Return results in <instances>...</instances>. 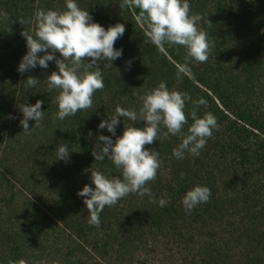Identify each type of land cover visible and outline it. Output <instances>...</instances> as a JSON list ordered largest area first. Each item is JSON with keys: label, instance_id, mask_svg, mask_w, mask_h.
<instances>
[{"label": "rangeland", "instance_id": "obj_1", "mask_svg": "<svg viewBox=\"0 0 264 264\" xmlns=\"http://www.w3.org/2000/svg\"><path fill=\"white\" fill-rule=\"evenodd\" d=\"M237 1L235 0V4ZM46 2L48 7L40 10L64 9V0ZM37 3L40 2L36 0L29 3L28 7ZM2 8L4 10L0 9V13L6 14L7 19L0 18V38L7 41L8 45L4 52L0 49V261L10 258L16 247L24 256L21 264H192V261L200 258H209V264H213L212 256H223L228 243H238L235 250L225 251L227 255L233 254L228 257L225 254L224 259H219L220 264H234L233 260L239 259L247 252L246 247H250L251 251H260V244L256 243L259 237L237 239L239 232H233L228 226V220L231 219L228 213L226 218L217 213L216 220L204 215L201 219L204 223L195 226L193 230L173 231L163 223L167 229L163 233H152L155 231L145 228L143 232L138 229V234L136 225L140 222L137 217L151 211L150 201L154 200L158 178L146 185L151 190V197L129 194L116 205L103 209L100 213L99 228L90 226L87 221V209L83 204L85 198L79 197L77 193L85 185L94 187L89 182L93 170L101 171L109 177H119L120 173L107 159L102 162L94 161L91 171L84 166L80 167L78 161L72 158V152H69L66 161L56 160L55 149L61 142L54 130L62 126L61 122L65 119H55V97L58 92L49 90L45 81L52 72L57 71L55 61L48 62L46 69L37 66L23 74L15 73L27 49L26 42L20 47L22 41L13 42L12 39L21 27L24 31L27 27L24 28L22 22L13 19L9 10ZM120 15L113 19L114 25L121 23L119 21L123 19V15ZM90 16L93 22L103 26L105 30L110 26L111 21L109 25H103V22L109 20L107 16L105 19L104 16ZM108 16L111 19L110 14ZM30 25L29 30H34V23ZM243 34L249 33L245 29L242 35L236 32L231 38L232 42L230 37H227L222 49L225 58H228L222 66V72L226 74L224 77L231 75L237 82L244 81L248 75L245 73L247 68L243 69V64L238 62L237 56L243 57V62L251 63L248 60L251 45H246ZM122 40L119 38L115 41L114 49H122L126 61L131 62L134 59V67H124L122 60L112 62L110 68L104 67L103 62H98L103 72L104 87L93 95L98 96L96 93L101 92L99 96L107 103L120 97L123 106H120V103L118 106L138 110L140 98L146 92L145 85L133 87L140 83L133 77L137 71V57L133 53L135 51L129 48V44L126 43L127 47H122ZM0 44L4 45L2 42ZM212 45L209 43L210 50ZM52 54L57 59H63L58 52ZM37 55L42 56L44 53ZM90 59L82 58L85 63ZM261 75L256 74L254 78L252 89L255 95L251 91L248 102L258 107L259 111H264V77H260ZM257 76L259 77L256 78ZM29 77L36 78L40 83L35 88H26L24 81ZM105 79L110 80L107 86ZM130 95L136 97L130 100ZM36 96L42 99L40 110L45 111L44 118L39 122V126H36L34 121H29L30 131L24 133L19 125L22 114L18 105H33L32 99ZM113 107L111 104L110 108L115 109ZM92 108L97 110L96 114L92 115L90 108L78 111L76 116L72 117L71 125L75 128L88 127L92 119L100 117L101 108ZM43 215L47 216V219L41 224L38 217ZM239 218L236 216V221ZM223 219L224 222L221 221ZM35 221L40 225L38 231L31 227ZM178 224L176 222L174 225L179 228L181 225L178 227ZM262 238L264 241V237H260Z\"/></svg>", "mask_w": 264, "mask_h": 264}, {"label": "trees", "instance_id": "obj_2", "mask_svg": "<svg viewBox=\"0 0 264 264\" xmlns=\"http://www.w3.org/2000/svg\"><path fill=\"white\" fill-rule=\"evenodd\" d=\"M34 1L36 0H4L3 3L0 1V9L3 11L2 7H4L5 11L9 10L14 17L12 18L22 22L21 25L24 28L27 27L26 31H28L30 24L34 23L35 13L40 8L48 7L45 4L49 0H38L40 3L28 7L29 3ZM77 3L92 16H104V19L107 16L109 20L103 22V25H109L111 21L110 26H114L113 19L120 17V14L123 15V19L119 21L125 27L124 34L120 37L123 39L121 44H124L122 47L126 43L129 44V48L135 51L133 53L137 57L135 67L137 71L133 77L140 83L133 87L143 84L147 91L164 81L170 89L175 88L186 92L193 100L203 97L207 101V107L202 106L198 116H202L207 111L217 118L218 128L213 131L198 157L186 154L183 160H177L172 156V150L181 142L178 136L154 140L151 145L144 146L146 149L159 153L160 168L156 175L158 180L153 199L158 201L163 198L168 203L164 207L151 203L149 207L151 211L137 217L140 222L136 225L137 233L138 229L143 232L145 228L155 231L152 233H163L167 230L163 223L173 231L193 230L195 226L204 223L201 221L204 215L216 220L217 213L224 218L228 213L231 217L228 220V226L233 232H239L238 240H242L243 237L257 236L256 238H259L256 243L260 244L258 252L246 247L247 252L239 259L233 260L234 264H264V241L263 238L260 239L264 237V111H259L258 107L248 102L250 92L254 94L252 87L256 74H262L260 77H264V0H238L237 4L235 0H230L229 4L228 0H189L190 13L199 14L202 17L198 27L207 33L208 42L213 44L208 59L204 63L186 58V50L182 46L165 44L164 50L161 51L147 42L144 29L136 20L139 9L131 6L122 7L124 0H77ZM95 11H97L96 14ZM21 29L12 39L13 42L21 40L20 47L25 44V40L20 35L24 29L22 27ZM244 29L249 33L243 36L246 45H251V55L248 58L251 63L243 62L244 58L237 56L238 62L243 64V69L247 68L245 73L248 74L244 81L237 82V79L231 75L224 77L226 74L222 72V66L228 58H225L222 49L227 37H230L232 42L231 38L234 34L238 32L242 35ZM0 42L4 43L3 46L0 44L1 51L6 50L8 42L3 38H0ZM125 58L126 56L122 53L121 57L113 62L122 60L124 67H134V59L130 62ZM186 60L191 69V76H185L177 81V64H183ZM14 72L18 73L17 69ZM16 78H18L17 75ZM125 79L128 78L125 77ZM105 81L106 86L109 85L110 80L105 79ZM100 93L98 91L96 93L98 96L93 95L91 106V108H101L100 117L95 119L92 116L94 119L88 127L75 128L73 124L71 125L72 117H68L61 122L62 126L54 130L60 142L66 144L68 150L72 152V158L78 161L80 167L84 166L89 171L94 166L95 159L92 152L96 150V145L100 142L98 136H110L114 142L128 123L122 118L116 126L115 136L97 128L102 120L114 114L115 109L110 108L111 104L115 108L118 103L123 106L120 97L107 103L99 96ZM129 97L128 99L131 100L136 96ZM37 100L42 99L33 97V104ZM261 101L258 103L260 104ZM91 108L92 115L96 114L97 110ZM191 109L192 104L189 102L185 106V115L188 120L184 126L185 132L192 123L189 115ZM45 116H47L46 113ZM135 123V127H143L142 121L138 120ZM161 131L165 129L162 128ZM84 168L83 171H85ZM89 182L91 183V179ZM194 185L207 186L211 196L207 203L198 205L189 213L183 209L181 198ZM236 216L240 217L238 221ZM46 219L45 215L38 217L41 224H44ZM221 221L224 222L225 219ZM176 222L179 223L178 227L181 225L179 228L174 225ZM31 227L38 231L40 225L35 221ZM225 247L227 248L225 251L229 252L231 249L235 250L238 243L232 245L228 243ZM14 250L12 256L0 261V264H21L24 256L21 252L19 253L17 247ZM225 251L223 256L213 258L210 255L213 264H220L219 259H224L225 254L226 257L233 254L227 255ZM209 262V258H200L192 261V264H209Z\"/></svg>", "mask_w": 264, "mask_h": 264}, {"label": "clouds", "instance_id": "obj_3", "mask_svg": "<svg viewBox=\"0 0 264 264\" xmlns=\"http://www.w3.org/2000/svg\"><path fill=\"white\" fill-rule=\"evenodd\" d=\"M124 6L139 9L137 23L144 29L147 42L159 50L163 51L165 44L178 45L186 50V58L199 63L207 61L210 51L207 33L198 27L202 17L190 13L189 0H124ZM0 18L7 19L6 14L0 13ZM33 22L34 30H25L20 34L26 42L27 51L18 63L17 72L23 74L37 66L46 69L48 62L55 61L57 71L45 80L49 90L58 92L55 97V119L64 120L75 116L78 111L91 108L93 94L104 87L103 72L98 62L110 68L111 63L121 57L122 49H114V43L123 36L124 24L117 23L105 30L93 22L88 11L82 9L77 0H64L62 11L38 10ZM55 52L63 59H57L52 54ZM38 53L44 55L38 56ZM84 57L91 59L85 63L82 60ZM185 76H191L187 60L177 64L176 79L180 81ZM24 83L26 88H35L40 82L29 77ZM140 99L138 110L117 106L114 114L97 126L115 136L121 118L128 122L114 142L110 136H98L102 144H97L92 152L95 161H111L119 171V177H109L93 170L90 179L94 187L85 185L77 193L85 198L83 204L90 226L99 228L103 209L116 205L129 194L151 197V190L146 185L156 178L160 160L159 153L144 148L145 145L168 136H178L181 142L172 150V156L177 160H183L186 154L198 157L213 131L218 128L217 118L211 112L205 111L198 116L199 109L207 107L203 97L193 100L186 92L170 89L164 81L147 90ZM189 102L192 104L189 113L192 123L185 132L184 126L188 123L185 106ZM42 103L37 100L33 105H18L22 114L19 125L24 133L30 131L29 121L39 126L44 118L45 111L40 110ZM138 120L143 122V127L134 126ZM162 128L165 131L162 132ZM69 152L66 144H59L55 149L56 160L66 161ZM210 196L211 191L207 186L194 185L185 192L181 204L190 213L198 205L207 203ZM150 202L159 207L168 203L163 198Z\"/></svg>", "mask_w": 264, "mask_h": 264}]
</instances>
